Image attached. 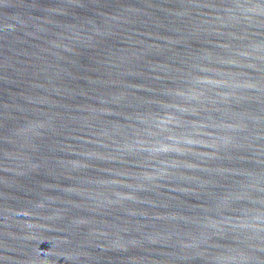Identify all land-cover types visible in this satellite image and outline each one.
<instances>
[{
  "label": "water",
  "instance_id": "obj_1",
  "mask_svg": "<svg viewBox=\"0 0 264 264\" xmlns=\"http://www.w3.org/2000/svg\"><path fill=\"white\" fill-rule=\"evenodd\" d=\"M0 264H264V0H0Z\"/></svg>",
  "mask_w": 264,
  "mask_h": 264
}]
</instances>
